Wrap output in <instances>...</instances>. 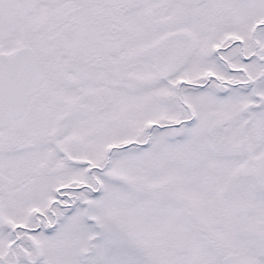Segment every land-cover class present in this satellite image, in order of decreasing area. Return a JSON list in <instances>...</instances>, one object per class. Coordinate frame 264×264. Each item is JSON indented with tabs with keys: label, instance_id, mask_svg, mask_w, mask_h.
<instances>
[{
	"label": "snow or ice",
	"instance_id": "1",
	"mask_svg": "<svg viewBox=\"0 0 264 264\" xmlns=\"http://www.w3.org/2000/svg\"><path fill=\"white\" fill-rule=\"evenodd\" d=\"M0 264H264V0H0Z\"/></svg>",
	"mask_w": 264,
	"mask_h": 264
}]
</instances>
